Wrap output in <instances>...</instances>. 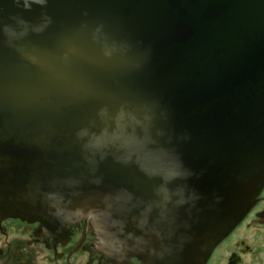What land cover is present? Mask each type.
Returning a JSON list of instances; mask_svg holds the SVG:
<instances>
[{"label": "water", "instance_id": "water-1", "mask_svg": "<svg viewBox=\"0 0 264 264\" xmlns=\"http://www.w3.org/2000/svg\"><path fill=\"white\" fill-rule=\"evenodd\" d=\"M27 4L0 0V191L65 233L100 193L156 262L203 264L264 187V0Z\"/></svg>", "mask_w": 264, "mask_h": 264}, {"label": "rangeland", "instance_id": "rangeland-1", "mask_svg": "<svg viewBox=\"0 0 264 264\" xmlns=\"http://www.w3.org/2000/svg\"><path fill=\"white\" fill-rule=\"evenodd\" d=\"M260 195L264 197V190L260 192ZM263 206L264 200L261 205L254 210L253 214L246 219L245 223H241V227L235 229L227 237L220 239L219 242L211 248L209 258L212 251L216 249L213 251L209 261L207 260V253L210 249L205 252L206 254H202V262L206 260L204 264H207V262L208 264H228L231 254L236 252L238 255H242V260L239 258L237 264H264V220L261 219V216H258ZM77 209L80 211L79 208ZM7 218L11 219V217ZM26 220L27 219L21 220L18 218L10 223L5 222L3 226L4 230L0 227V245L5 249V255H0V264H23L22 259L24 258L30 262L34 261L35 264H68L66 255L72 246H74L75 242L81 237L84 220L80 219L78 222L74 220V229L73 227L71 228V241L67 245L58 244L56 246L52 242L51 245L45 243H32L31 239L36 237L40 222L37 221L33 225ZM92 220L95 222H93L94 225L90 226L91 232L89 233V238L98 241L100 237L102 250H107L105 244H110V241H107L108 237L105 233L106 224L103 222L101 223L97 217L94 219L92 218ZM63 232L64 231H62V233ZM240 241L246 242V245L249 247L247 252L240 251L238 245ZM89 245L94 246V243L89 241L87 245H84L81 250L73 256V260L77 264H111V262L107 260L106 254L100 251L92 252L90 248L92 246ZM250 246L253 248V251H251ZM23 248H28L32 253L28 254L25 250L22 251Z\"/></svg>", "mask_w": 264, "mask_h": 264}, {"label": "flooded vegetation", "instance_id": "flooded-vegetation-1", "mask_svg": "<svg viewBox=\"0 0 264 264\" xmlns=\"http://www.w3.org/2000/svg\"><path fill=\"white\" fill-rule=\"evenodd\" d=\"M263 190H264V187H263ZM263 200H264V197L259 194L257 202L254 205V208L247 215L245 220L242 221V223H245L246 219L253 214L254 210L258 206L261 205ZM88 206H90V204H88L87 207L85 208L83 218L82 217L77 218V216L80 213V211H78V209H77L78 208L77 206L75 208H73L71 211V214L73 215L72 217L75 220V222H78L80 219H83L84 222H83L81 237L75 242L74 246H72V248L69 250V252L66 255V261L68 264H77L73 260V256L78 251H80L84 245H87V243H89V241H92L94 243V246L89 245V246H92V247H90L92 252L100 251V252L106 254L107 260L110 261L111 264H146V263H148L146 261V259L148 257L152 258L151 253L145 249L146 247L143 244H139V245L137 244V239L139 238V235L137 233H131L130 232V229H129L130 226L128 224H126V221H125V214L126 213L124 214V212L121 213V217L119 219L116 216L115 218H113V220H111V222H109V221L105 222L107 224L105 227V232H106V235L108 236L107 241H110V244L109 243H108V245H107V243L105 244V247L107 248V250H102V244L100 242L101 241L100 237H99L98 241L96 239H90L89 238V233L91 232L90 226L94 225V223L90 222L88 220L89 225H88V232L86 234H85V226H84L85 225L84 217H85V214L87 213ZM103 214H108V213L103 212ZM258 216L259 217L261 216V219L264 220V206H263V209L261 211H259ZM7 219L8 218L0 220V227L3 230H4L3 226H4L5 222L10 223V222H13L15 220L14 218H11L8 220ZM62 221H65V218L62 220L61 217H58V218L54 219L50 225L49 224L44 225L42 229L45 231V233L50 234L49 236H46V237L45 236L43 237L40 235V230H41L42 224L39 223V227L37 228V232H36V237L32 238L31 242L32 243H45L48 245H51L52 243H54L55 246L58 244L67 245L71 241L70 240L71 239L70 235L72 232L71 228L73 227V229H74L75 224L73 223L72 225H70L67 229V232L66 233L64 232L65 233L64 234V233H62V231H63L62 227L57 225V224L61 223ZM29 223L34 225L36 222H29ZM241 226H242V224L239 225L238 227H241ZM95 229H96V227H95ZM97 235H98V233H97ZM238 245H239L240 251H242V252H247V249H249V247L246 245L245 241L238 242ZM250 248H251V246H250ZM24 250L28 254L32 253V251L28 250V248H25V249L23 248L22 251H24ZM251 251H253V248H251ZM130 252H136L142 256L140 257L136 254H130ZM248 252H250V251H248ZM0 255H5V249L1 245H0ZM233 255L237 256L236 264H237L239 258L242 260V255L240 256L236 252H233L229 258L228 264L230 263L231 257ZM154 256H156V255H154ZM157 256H156V258H158ZM153 260H154V262H152V264H159V262L158 261L156 262L154 258H153ZM22 262H23V264H27V263L28 264H35L34 261L30 262V261L26 260L25 258L22 259ZM91 263H92V261H91ZM207 264H208V262H207Z\"/></svg>", "mask_w": 264, "mask_h": 264}, {"label": "bare ground", "instance_id": "bare-ground-1", "mask_svg": "<svg viewBox=\"0 0 264 264\" xmlns=\"http://www.w3.org/2000/svg\"><path fill=\"white\" fill-rule=\"evenodd\" d=\"M24 192H27V191H24ZM24 192L23 193H17L16 191L8 192V191L4 190V188H2V191H0V203H2V206L4 208L12 207V208H15L17 210H20L22 208L25 211L26 215H31V214L33 215L34 213H36L37 216L41 215L40 216L41 219L39 221H40V223H41V221H44V225H47V224L50 225L52 223V221L54 219L58 218V217H61L62 220L65 218L64 215L62 216L60 214V212H61L60 209L57 210L56 212L49 211L47 209L48 205H46V210H40L38 208V206L36 205V200L30 199L29 197H25ZM88 204H90V207L92 208L90 213H89V215H90L89 216V221L90 222H95V221L92 220V218L94 219L96 217H97V219L100 220L101 223L103 221H104L103 223L108 222V221L111 222V220H113V218H115L116 216L119 219L121 217V213L122 212H124V214L127 212L124 207L121 208L120 213H118V212L113 213V211L105 209L107 206H110V202L108 201V198L103 196L100 193H95L94 192V193H92L90 195H86V196L79 195V196L76 197V199H75V201H74V203L72 205V209L75 208L76 206L80 209V213L77 216V218H80V217L83 218L84 210H85V208L87 207ZM99 208H103L104 210H101ZM253 208H254V206L252 207V209ZM252 209H250L248 211V213L241 219V221L239 223H237V225L234 227V229L231 231V233L242 223V221L245 220V218L251 212ZM103 212L104 213L107 212L108 214H103ZM93 213H95L96 215L93 214ZM11 218H14V219H18L19 218V219H22V220L26 219V218H23V217H11ZM125 219H126V214H125ZM26 221L37 222L38 220H29V219H27ZM106 225H105V227H106ZM222 238H225V237L223 236L220 239H222ZM219 240L217 242L211 244V246L209 245L210 248L209 247H202V248L197 247L199 249H195L196 247L190 246V250L192 249L195 252V254H196L195 258L201 260L202 254H206L205 252H207V250H209V249H210L209 250V253H210L211 248L214 247L219 242ZM203 248L205 249V251H204ZM213 251H212V253H213ZM212 253H211L210 257L212 256ZM154 255L157 256L156 252L154 253ZM148 258H150V257H148ZM209 259L210 258H209V255H208L207 260H209ZM148 260H149V262L151 261L150 264H152V262H154L153 258H150ZM205 261L206 260L203 261V264L205 263ZM158 262H159V264H161V261H158ZM146 264H149V263H146Z\"/></svg>", "mask_w": 264, "mask_h": 264}, {"label": "clouds", "instance_id": "clouds-1", "mask_svg": "<svg viewBox=\"0 0 264 264\" xmlns=\"http://www.w3.org/2000/svg\"><path fill=\"white\" fill-rule=\"evenodd\" d=\"M34 3H40V0H33ZM25 7H28L27 0H25Z\"/></svg>", "mask_w": 264, "mask_h": 264}]
</instances>
